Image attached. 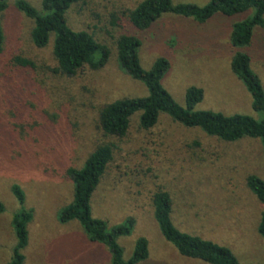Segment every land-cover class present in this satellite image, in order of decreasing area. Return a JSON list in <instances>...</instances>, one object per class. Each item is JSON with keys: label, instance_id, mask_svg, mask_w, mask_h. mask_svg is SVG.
Wrapping results in <instances>:
<instances>
[{"label": "rangeland", "instance_id": "rangeland-1", "mask_svg": "<svg viewBox=\"0 0 264 264\" xmlns=\"http://www.w3.org/2000/svg\"><path fill=\"white\" fill-rule=\"evenodd\" d=\"M16 1L7 0L1 16L0 264L11 262L17 245L12 219L23 211L29 213L23 264H111L107 246L92 242L79 222H60L61 211L73 199L68 170L82 169L101 144L113 146V158L91 195L90 213L108 231L133 221L130 233L116 238L124 262L143 238L148 255L137 264H206L180 256L163 237L152 202L162 191L170 198V220L180 232L228 249L240 264H264V240L257 230L263 205L246 184L251 175L264 181L259 139L224 142L166 114H159L147 131L139 128L135 115L122 138L104 136L99 127L105 105L148 94L118 64L115 42L124 33L139 40L143 70L159 59L168 62L161 85L179 106L185 108L189 88H198L203 99L193 111L260 120L230 67L236 52L248 55L264 92V28H254L247 47L230 43L233 25L251 18L253 10L233 16L218 13L205 23L165 13L148 29L137 30L122 14L145 0H85L68 10V25L92 35L108 50V58L97 71L84 67L66 76L54 72L52 39L42 49L32 44L33 23L15 8ZM24 1L40 8L41 0ZM208 2L171 0L173 5L199 7ZM112 15L118 26H111ZM16 57L34 67H18ZM14 185L24 195L22 204L11 192Z\"/></svg>", "mask_w": 264, "mask_h": 264}, {"label": "trees", "instance_id": "trees-1", "mask_svg": "<svg viewBox=\"0 0 264 264\" xmlns=\"http://www.w3.org/2000/svg\"><path fill=\"white\" fill-rule=\"evenodd\" d=\"M6 1L0 0V55L4 44L1 16L7 8ZM84 1L41 0L39 9L24 0L15 2V8L33 23L30 32L32 44L42 49L52 39V56L57 64L55 73L72 76L84 67L97 71L107 61L108 50L105 47L98 44L89 33L74 31L68 25V10ZM249 10H253V16L234 24L230 35L233 48H244L251 44L254 28H264V0H209L203 7L193 4L173 5L171 0H145L133 10L123 12L122 15L132 28L146 30L165 13L205 23L218 13L233 16ZM110 24L118 26L119 19L112 15ZM128 34H121L115 42L117 61L127 75L144 84L148 94L142 98H124L105 105L99 113V127L104 136L124 137L135 115H139V128L147 131L155 126L159 114H166L184 127L199 128L208 136L224 142H236L244 137L259 139L264 152V92L259 79L250 69L248 55L236 52L231 59L230 67L232 73L250 94L253 111L261 115L258 121L243 115L224 116L210 111H193L203 99V92L198 88H189L185 94V108L179 106L161 85V79L169 68L168 62L159 59L150 70H143L137 51L139 40ZM13 62L21 68L34 67L31 61L19 57ZM112 158L113 146L101 144L91 152L82 169L68 170L67 173L73 182V199L61 211L60 222L67 223L73 220L79 222L92 242L107 246L111 253V264H137L148 255L146 241L143 238L137 240L133 254L127 262L122 260V251L116 243V238L130 233L133 221L130 220L125 225L108 231L106 224L101 220L93 219L90 213L91 195ZM246 184L263 205L257 230L264 240V181L251 175L247 177ZM11 192L22 204L24 195L19 187L14 185ZM152 202L154 217L163 237L175 247L180 256L206 264H240L228 249L176 229L170 220L171 201L165 192L155 193ZM3 211L4 207L0 203V213ZM28 220L29 213L25 211L12 219L17 245L10 264H23L21 250L27 244Z\"/></svg>", "mask_w": 264, "mask_h": 264}]
</instances>
